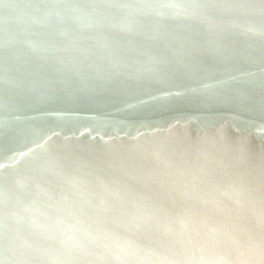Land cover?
<instances>
[{"label":"water","instance_id":"95a60500","mask_svg":"<svg viewBox=\"0 0 264 264\" xmlns=\"http://www.w3.org/2000/svg\"><path fill=\"white\" fill-rule=\"evenodd\" d=\"M0 264H264V0H0Z\"/></svg>","mask_w":264,"mask_h":264}]
</instances>
